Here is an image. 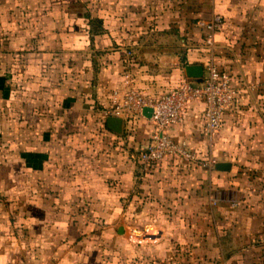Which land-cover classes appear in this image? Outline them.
<instances>
[{"label": "crops", "instance_id": "crops-1", "mask_svg": "<svg viewBox=\"0 0 264 264\" xmlns=\"http://www.w3.org/2000/svg\"><path fill=\"white\" fill-rule=\"evenodd\" d=\"M41 5L32 18L25 5L0 6V185L19 192L0 197V264H102L78 258L89 233L80 221L110 214L144 221L156 241L145 247L166 255L180 250L166 238L190 229L197 254L189 264H264V0H96L87 16L65 6L64 19L56 5ZM90 13L103 21L97 35ZM216 14L223 24L212 50L201 22ZM212 57L237 90L220 131L205 134L202 100L169 130L202 160L144 165L149 112L122 117V134L109 130L115 92L122 96L129 79L159 96L196 82L186 66L206 73ZM93 124L107 133H92ZM74 125L89 130L65 131ZM93 136L107 144H90Z\"/></svg>", "mask_w": 264, "mask_h": 264}, {"label": "built area", "instance_id": "built-area-1", "mask_svg": "<svg viewBox=\"0 0 264 264\" xmlns=\"http://www.w3.org/2000/svg\"><path fill=\"white\" fill-rule=\"evenodd\" d=\"M201 24L206 29L205 44L214 49L215 35L222 27L223 17L216 14L210 21ZM127 89L122 96L115 92L111 115L126 118L131 114L145 115L151 109L150 120L153 131L145 149L139 153L140 160L146 166L159 162L166 157L179 158L189 163L202 160L187 140H177L169 130L181 121L186 107L197 100L204 101V131L208 137L217 134L222 125L226 110L236 99L237 90L231 83L230 75L219 68L214 58H210L202 82L184 79L181 83L159 96L151 97L138 90L129 79ZM207 161V160H205Z\"/></svg>", "mask_w": 264, "mask_h": 264}, {"label": "rangeland", "instance_id": "rangeland-1", "mask_svg": "<svg viewBox=\"0 0 264 264\" xmlns=\"http://www.w3.org/2000/svg\"><path fill=\"white\" fill-rule=\"evenodd\" d=\"M16 3H19L20 5H25L27 10V12H25V15L29 16L30 18H32L33 15L32 6L34 4H42L41 6L43 11H45V9L48 10L47 7H49V5H52V8H54L53 5H56V18L64 19L65 17L63 15H65V13L62 11L65 9V6H69L70 8H72L74 10L75 15L84 14L85 16H87V9H89L90 6H93V4L96 3V0H0V6H2L3 4ZM43 11V17L45 16V14H49L44 13ZM22 13L23 12H21L20 14ZM2 31L3 30L0 27V34ZM70 129H73V132H85L89 130L87 129V125H85V128L82 126L78 128L76 125H74L71 128L68 127L65 131H68L69 133L71 132ZM90 131L94 134H100L104 132L107 133V130L102 127L97 128L94 124L91 125ZM93 137L94 139L89 141L90 144H94L95 146L100 145V147L101 145L103 146V144H107L106 141H101L100 138L98 139L97 137L99 136ZM79 142L80 143H78L77 147L84 146V142L87 141L81 143L82 141L80 140ZM175 159H177L178 161H184L179 158ZM12 175L14 176V178H12L13 180L10 181L16 182V173H12ZM7 181L10 182L9 178L7 179ZM4 185L5 184L2 183V187H4ZM18 194L19 192L17 191L16 187H14V189L11 187H4L3 190L0 185V197L17 198ZM124 206L125 205H123V207ZM108 209L111 210L112 205H110L109 207L104 206L103 210L107 211ZM97 217L98 218L89 217L88 221H80V224L86 225V228L89 229V233L81 237L83 238L82 241L84 242V246L83 250L78 254V258H82L84 262L89 261L91 263L100 260L102 264H137L140 261L143 262L145 260L178 258L181 261H185V264H189L193 262V259L197 254L193 252L192 246L195 243V238L193 237L192 232L189 231L190 229L186 228L185 232L181 233V235L179 236L171 235L166 238V241L169 244H172L174 248L175 246L180 247L179 251L175 250L171 252L170 255H166V253L161 254V252H155L152 250V248L150 250H147V248L145 247L147 244L155 243L156 241L151 240V238L145 235L146 233L144 230V221L135 222L128 216H124L122 219H115L112 214H110V218L107 219L106 217L104 219L99 216ZM86 222L88 223L86 224ZM119 229L121 230L120 232ZM97 232L100 234L98 235ZM188 232H190V235L188 234ZM203 238L204 237H202V239ZM28 242L29 240L27 241V243ZM21 243L19 242L20 246L22 245ZM29 247L31 248L30 245ZM22 253L24 252H19V254Z\"/></svg>", "mask_w": 264, "mask_h": 264}, {"label": "water", "instance_id": "water-1", "mask_svg": "<svg viewBox=\"0 0 264 264\" xmlns=\"http://www.w3.org/2000/svg\"><path fill=\"white\" fill-rule=\"evenodd\" d=\"M186 74L189 78L193 79L196 82H202L204 80L205 69L203 65L197 64H188L186 66ZM151 113V109H146L145 112ZM106 125L109 130L117 133L122 134L124 132V119L120 116L110 115L106 119ZM226 163H218L216 165L217 169L224 170L227 168ZM121 230L119 229V232Z\"/></svg>", "mask_w": 264, "mask_h": 264}, {"label": "trees", "instance_id": "trees-1", "mask_svg": "<svg viewBox=\"0 0 264 264\" xmlns=\"http://www.w3.org/2000/svg\"><path fill=\"white\" fill-rule=\"evenodd\" d=\"M89 25H90V31L94 35H97L102 28L103 21L101 18H99L97 15H92L91 13L88 16Z\"/></svg>", "mask_w": 264, "mask_h": 264}]
</instances>
